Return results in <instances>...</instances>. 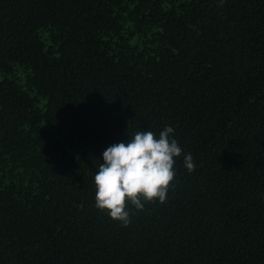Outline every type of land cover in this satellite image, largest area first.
I'll return each mask as SVG.
<instances>
[{"label": "trees", "instance_id": "obj_1", "mask_svg": "<svg viewBox=\"0 0 264 264\" xmlns=\"http://www.w3.org/2000/svg\"><path fill=\"white\" fill-rule=\"evenodd\" d=\"M167 126L123 226L102 153ZM0 264H264V0H0Z\"/></svg>", "mask_w": 264, "mask_h": 264}, {"label": "clouds", "instance_id": "obj_2", "mask_svg": "<svg viewBox=\"0 0 264 264\" xmlns=\"http://www.w3.org/2000/svg\"><path fill=\"white\" fill-rule=\"evenodd\" d=\"M173 133L171 126L158 137L152 131L137 130L127 142L107 147L94 174L95 207L127 226L129 204L143 211L146 203H165L176 176V158L183 155L189 173L196 167L192 154L184 153Z\"/></svg>", "mask_w": 264, "mask_h": 264}]
</instances>
